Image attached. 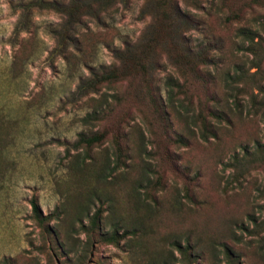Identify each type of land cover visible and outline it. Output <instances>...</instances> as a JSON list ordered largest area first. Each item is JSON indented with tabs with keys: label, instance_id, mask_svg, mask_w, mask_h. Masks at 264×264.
<instances>
[{
	"label": "rangeland",
	"instance_id": "1",
	"mask_svg": "<svg viewBox=\"0 0 264 264\" xmlns=\"http://www.w3.org/2000/svg\"><path fill=\"white\" fill-rule=\"evenodd\" d=\"M110 1L0 0V116L11 128L2 152L0 234L12 237L0 241V258L15 255L0 264H76L78 253L58 248L62 234L54 242L30 218L28 201L36 200L42 214L56 209L63 217L75 187L70 167L83 155L71 147L80 133L105 134L90 151L96 160L114 138L126 142L129 178L144 168L156 191L146 221L152 232L132 244L158 256L169 251L172 264L181 263L170 234L205 238L219 231L224 220L243 216L251 183L260 184L259 170L246 176L242 189L226 184L224 164L243 147L264 145V61L252 76L256 69L245 51L252 34L264 48V0ZM235 72L243 73L245 87L232 83ZM175 82L184 95L172 88L169 96ZM251 95L263 104L254 105L255 117L248 112ZM179 102L186 110L177 109ZM213 108L225 111L228 124L207 116ZM198 114L216 128L214 138H199L188 119ZM175 133L185 136L186 146L173 142ZM116 198L127 211L124 194ZM102 208L105 218L107 203ZM109 224L104 220L102 231ZM71 239L83 236L73 232ZM133 239L97 244L84 264H145L141 251L130 248ZM241 253L239 264H264V254L261 261L250 248ZM205 259L195 264H225L221 255Z\"/></svg>",
	"mask_w": 264,
	"mask_h": 264
},
{
	"label": "trees",
	"instance_id": "2",
	"mask_svg": "<svg viewBox=\"0 0 264 264\" xmlns=\"http://www.w3.org/2000/svg\"><path fill=\"white\" fill-rule=\"evenodd\" d=\"M107 1L102 0L106 4ZM238 34L246 36V33H242V31H238ZM255 38L254 34L248 36L245 47V51L252 56L251 68L256 69L252 76H256L260 64L264 61V48L258 41H254ZM232 79L233 84L243 83L242 87H245L246 83L243 73L235 72ZM253 81L256 83L257 89H261L260 86H257L260 79ZM168 86L171 88L169 96L172 88L175 89L174 92L176 94L184 95L183 85L175 82ZM249 101L251 106L248 112H251L252 117H255L256 111L254 105L261 108L263 105L262 101L258 102L255 95H251ZM177 105L178 110H186L184 108L186 106L182 102H179ZM233 107L234 110L232 111L238 110L235 103H233ZM215 109L208 110L207 116L218 123L224 122L228 124L229 120L225 111ZM184 117L187 118L186 113ZM261 118L264 121V112ZM188 119L198 129V135L202 141L215 137L216 128L209 124L207 118L198 114L197 116H189ZM8 132L9 127L0 124V179L2 178L4 169L1 150L8 142ZM104 137V133L96 132L91 135L80 133L71 144L74 150H81L83 155L77 154L73 158V167H70V184L75 187H73V192H69L66 196L65 206L62 208L63 217L59 218L56 209L53 214H42L36 200L31 198L28 201L30 218L35 221L45 235L51 236L54 242H58L59 236L62 234L64 244L62 242L57 243L58 248L64 249V245L68 246L69 251L64 252L65 255H68L69 252H73V254L78 253L76 264H84L86 258L97 244L103 243L118 246V243L128 235L134 238L133 240H129L130 248L135 246L141 251L142 255L145 256V264H172L173 260L170 258L169 251L163 254L164 250H162V255L160 256L159 254L158 256L156 253L148 252L142 245L132 244L137 240L138 234L142 233L143 236H147L152 232L151 224L146 221L152 212L153 202L155 204L156 191L153 190V182L151 183L149 178H147L144 168L140 170L138 176L134 179L129 178L126 169V162L129 159L128 148L125 141V143L120 142L119 137L114 138L109 147L106 148L109 154L106 150L105 154L98 160L90 156L92 148L100 146ZM173 142L180 146L187 145V140L182 134L175 133ZM84 159L88 160V164H84ZM224 167L225 170L229 171V182H226V184H233L237 189H242L246 176L252 170L262 172L260 184L256 185L254 181L251 183V191L254 195H250L243 216L240 219L230 218L224 220L219 231H212L205 238L191 231L170 234L167 239L172 249L177 251L179 255V259L176 260L177 263L195 264L196 262L205 261V255L210 260H216L217 255H221L223 258L222 263L239 264L238 260L244 257L241 252L247 248L252 249L254 256L258 257L261 261L263 260L264 145L255 144V147L252 149L243 147L240 155L233 154L229 161L224 164ZM226 186L231 187V185ZM120 191L126 199V204L128 205L127 211L121 210L118 207L116 195ZM93 202L97 203V207H93ZM102 203H107L109 209V213L105 218L102 215ZM90 208L93 209L92 212ZM129 210L133 211V213L129 212ZM51 220L58 222L57 227L53 228L49 226L48 222ZM104 220L110 223L107 231H102L101 228V223ZM73 232L81 234L83 239L75 240L74 243L71 239ZM242 234L250 237L251 241L243 240L241 238ZM3 259L10 260L11 258L7 257Z\"/></svg>",
	"mask_w": 264,
	"mask_h": 264
},
{
	"label": "crops",
	"instance_id": "3",
	"mask_svg": "<svg viewBox=\"0 0 264 264\" xmlns=\"http://www.w3.org/2000/svg\"><path fill=\"white\" fill-rule=\"evenodd\" d=\"M0 124H2V125H4V126H8L9 127V132H8V142H7V144L3 147V149L4 148H6V146L10 143V140H11V128H10V126L8 125V123L7 122H5V120L3 119V117H1L0 116ZM3 149L1 150V154H3L2 152H3ZM2 157H3V155H2ZM2 177H3V175H2ZM2 179V178H1ZM1 179H0V181H1ZM28 207H29V204H28ZM29 209H30V207H29ZM4 233H5V235H3V234H0V236L2 235V238H1V242L2 243H5V241L6 242H9V240L12 238L11 237V234L9 233V232H5L4 231ZM6 237V238H5ZM5 240V241H4ZM1 246V249H3V247L5 246L4 244H1L0 245ZM1 251V250H0ZM18 254V253H17ZM16 254V255H17ZM13 256H15V255H4L3 257H1V258H7V257H9V258H11V257H13ZM0 258V259H1Z\"/></svg>",
	"mask_w": 264,
	"mask_h": 264
}]
</instances>
